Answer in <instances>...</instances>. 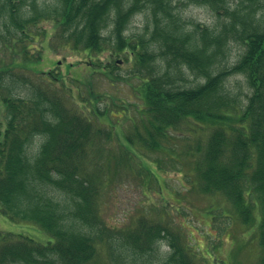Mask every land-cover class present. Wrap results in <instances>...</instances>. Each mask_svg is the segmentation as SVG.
Wrapping results in <instances>:
<instances>
[{
    "label": "trees",
    "instance_id": "trees-1",
    "mask_svg": "<svg viewBox=\"0 0 264 264\" xmlns=\"http://www.w3.org/2000/svg\"><path fill=\"white\" fill-rule=\"evenodd\" d=\"M195 4L209 6L215 22L186 14ZM137 14H144V25L129 32ZM42 20L54 24L52 41L55 36L54 42L85 52L94 73L106 74L111 84L134 79L138 101L121 104L91 88L83 97L77 79L58 72L29 78ZM108 50L105 68L99 57ZM2 53L0 210L38 225L53 240L0 232V264H95L103 246L119 264H211L184 242L185 227L166 214L155 218L164 208L139 214L126 228L109 225L102 214V174L110 160L142 168L131 152L137 142L158 152L162 169L185 161L181 140L192 148L193 184L227 196L244 222L254 216L258 227L260 221L264 264V0H0ZM122 58L131 67L120 74ZM99 99L105 104H95ZM80 106L92 108L91 115ZM115 117L128 119L129 130L121 131L129 141L121 152L98 148L95 158L97 140L112 131L100 126L115 124ZM197 129L208 136L194 138ZM206 213L215 223L218 212ZM163 241L170 248L164 255Z\"/></svg>",
    "mask_w": 264,
    "mask_h": 264
},
{
    "label": "rangeland",
    "instance_id": "rangeland-1",
    "mask_svg": "<svg viewBox=\"0 0 264 264\" xmlns=\"http://www.w3.org/2000/svg\"><path fill=\"white\" fill-rule=\"evenodd\" d=\"M186 14L194 16L208 25L213 24L216 20L211 8L204 4L188 6ZM144 22V14H137L129 27V32L142 28ZM40 24V30L43 33L41 32L40 38L36 39L34 43L36 47L31 48L38 60L34 58V62H27L28 69L33 71L29 78L32 77L33 80H36L48 72H58L65 78H69V80L76 78V82L82 85L83 97L87 96L91 88L92 90L109 92V95L115 97L121 104H123L122 99L126 98L128 100L126 105L138 101L133 89L134 79L130 80L131 84L125 82V79H118L115 84H111L106 74L98 71L94 73L95 69L92 68L85 52H77L61 45L60 42H54L56 40L55 36L52 41L54 24L51 20H42ZM109 52V50L104 51L99 57L102 67L105 66L106 68V64L112 59ZM236 52L234 51L235 54ZM2 56L3 53L0 57ZM17 59L18 63L21 64L20 56H17ZM6 60L10 61L11 58L7 57ZM118 64L120 74L127 72L131 67V62L124 58L120 62L118 59ZM95 104L103 105L105 101L99 99L95 101ZM91 110L92 108L88 106H80V111L84 112L86 116L91 115ZM5 112V106L0 100V124L5 122ZM136 112L135 108H132L130 114L136 115ZM114 113L122 115L121 112ZM112 120L116 125L108 122L107 125L102 124L100 126L105 129L111 128L112 131L111 137L97 140L94 149L95 158L98 156V148L113 149L118 152L120 150L121 152L120 144L129 141L126 138L127 134L125 135L121 131V127L124 128L125 133L129 130L128 119L115 117ZM186 132L188 133V131ZM192 133L194 138L202 137L204 139L208 136L209 131L197 129L193 130ZM39 139L37 138V141ZM177 145L179 146L178 149L183 151L180 153L186 154L185 161L181 160L182 162L180 161L181 163H176V165L174 162H170V164L164 165L162 169L155 162L158 152L147 150L137 142L131 152L134 156L136 155L138 160H142L144 168L142 165V168H139L140 170L130 169L125 162L109 161L108 165H111V169L102 174V178L106 179V182L101 198L103 202L102 214L108 224L118 228L132 227L139 214L140 217L144 212H149L151 216H154L155 212L158 211L156 209L164 208L166 212L160 211L158 217L155 216V218L162 219L163 214H166L165 220L175 222L177 227L178 225L185 227L183 231L184 242L191 245V249L199 257L206 255L211 264H260V221H258V227L253 223L256 220L254 216L251 221L244 222L227 196L221 192L205 193L199 187L197 188L196 181L195 186L190 180V175H188L189 172L193 174L195 171L197 172L196 167L188 162L190 155L188 152L192 148L191 146L187 147V142L184 140L178 142ZM175 204H178L180 208L177 209ZM213 208L219 214L215 223H212L206 213L207 211H213ZM256 209L255 214H258V207ZM2 214L0 213V232L23 233L42 243L53 240V237L38 225L13 220L3 212ZM159 245L163 255L170 249L164 241L160 242ZM120 262L123 263L122 260ZM95 264L119 263L112 259L109 251H106V247L103 246L100 251L98 250Z\"/></svg>",
    "mask_w": 264,
    "mask_h": 264
}]
</instances>
